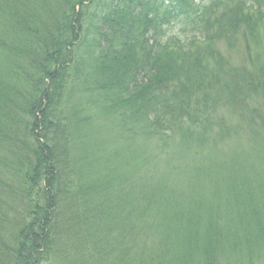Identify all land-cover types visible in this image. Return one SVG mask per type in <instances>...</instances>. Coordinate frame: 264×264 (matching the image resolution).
I'll list each match as a JSON object with an SVG mask.
<instances>
[{"label":"trees","instance_id":"1","mask_svg":"<svg viewBox=\"0 0 264 264\" xmlns=\"http://www.w3.org/2000/svg\"><path fill=\"white\" fill-rule=\"evenodd\" d=\"M0 264H264V0H0Z\"/></svg>","mask_w":264,"mask_h":264},{"label":"rangeland","instance_id":"2","mask_svg":"<svg viewBox=\"0 0 264 264\" xmlns=\"http://www.w3.org/2000/svg\"><path fill=\"white\" fill-rule=\"evenodd\" d=\"M222 50L224 51L225 49H222ZM244 53H245V50L241 47L239 53H237V54L234 53V54L230 57V59H231L232 61H234L235 64L240 63V62H241V59H243L244 56H245ZM184 190H185V191H188L189 189H184ZM206 190H207L206 187H199V191H200L201 193L205 192Z\"/></svg>","mask_w":264,"mask_h":264}]
</instances>
